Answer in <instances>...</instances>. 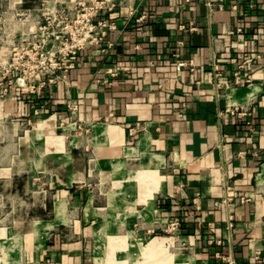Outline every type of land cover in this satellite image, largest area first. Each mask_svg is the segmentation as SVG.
Wrapping results in <instances>:
<instances>
[{"label": "crops", "instance_id": "0c3cea01", "mask_svg": "<svg viewBox=\"0 0 264 264\" xmlns=\"http://www.w3.org/2000/svg\"><path fill=\"white\" fill-rule=\"evenodd\" d=\"M105 1L36 95L2 65L92 0H0V264H264V0Z\"/></svg>", "mask_w": 264, "mask_h": 264}, {"label": "built area", "instance_id": "2783aa9c", "mask_svg": "<svg viewBox=\"0 0 264 264\" xmlns=\"http://www.w3.org/2000/svg\"><path fill=\"white\" fill-rule=\"evenodd\" d=\"M206 5L212 4L207 1ZM105 7H107L105 0H92L90 5L59 7L46 13L35 41L23 48L15 47L12 60L2 65L5 74L16 72L13 78L8 79L7 88L4 87L3 90L17 88L23 93L41 94L46 83L54 81L57 71L65 70L67 66L65 59H74L78 50L102 41L105 31L100 27L105 26L106 21H95L94 17ZM181 65L182 62H178V66ZM214 68L216 69V64ZM43 74H47V78H42ZM218 75L216 72L215 76ZM132 129H129L130 133ZM232 197L230 192L226 193L223 202L229 205ZM237 199L240 202L246 200L245 197ZM177 228L178 220L173 218L165 229L170 231Z\"/></svg>", "mask_w": 264, "mask_h": 264}, {"label": "rangeland", "instance_id": "374dc122", "mask_svg": "<svg viewBox=\"0 0 264 264\" xmlns=\"http://www.w3.org/2000/svg\"><path fill=\"white\" fill-rule=\"evenodd\" d=\"M3 99H4V97H2V96L0 95V104H1V102L3 101Z\"/></svg>", "mask_w": 264, "mask_h": 264}]
</instances>
